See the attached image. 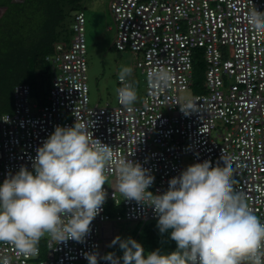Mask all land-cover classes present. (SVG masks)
Segmentation results:
<instances>
[{"label":"built area","instance_id":"obj_1","mask_svg":"<svg viewBox=\"0 0 264 264\" xmlns=\"http://www.w3.org/2000/svg\"><path fill=\"white\" fill-rule=\"evenodd\" d=\"M253 8L264 12V0H111L114 47L130 51L145 75V95L131 110L118 97L116 106L90 105L86 16L77 12L70 40L56 43L46 58L55 72L46 102L33 100L31 86L19 84L13 111L0 114V185L21 167L34 173L37 150L57 126H74L78 117L94 139L118 150V158L149 170L153 194L165 193L188 166L205 160L223 166V157L234 170L236 191L264 222V34L247 22ZM196 48L206 61L207 90L183 100L181 92L192 88ZM161 70L171 79L157 86L149 74ZM189 101L196 111L185 115L181 105ZM106 174L112 177L104 185L107 199L84 242L49 239L45 248L41 240L36 257L0 242V264L4 258L9 264H78L87 261L85 253L111 264L103 257L118 222L159 218L152 207L116 196V165ZM108 201L123 211L111 214ZM112 253L123 264L124 254Z\"/></svg>","mask_w":264,"mask_h":264},{"label":"clouds","instance_id":"obj_2","mask_svg":"<svg viewBox=\"0 0 264 264\" xmlns=\"http://www.w3.org/2000/svg\"><path fill=\"white\" fill-rule=\"evenodd\" d=\"M246 19L264 34V12L253 8ZM132 71L122 66L118 74L123 85L117 90L118 99L129 110L138 99L128 82ZM153 76L157 86L171 79L163 70L150 73V82ZM181 111L190 115L195 105L189 101ZM118 156L117 149L94 139L78 117L74 126H57L37 150L35 174L21 167L0 185V242L25 257L38 256L46 236L58 244L84 242L107 199L106 171L116 165V192L123 200L152 207L160 233L171 230L170 238L177 244L170 254L157 249L145 256L141 243L117 237L112 243L124 251L123 264H264V222L236 191L234 170L223 157V166L213 167L211 160L188 166L170 180L165 193L153 194L148 189L155 177L149 170ZM85 258L98 264L97 253H85ZM103 259L120 264L114 253ZM2 264H9L8 259Z\"/></svg>","mask_w":264,"mask_h":264},{"label":"trees","instance_id":"obj_3","mask_svg":"<svg viewBox=\"0 0 264 264\" xmlns=\"http://www.w3.org/2000/svg\"><path fill=\"white\" fill-rule=\"evenodd\" d=\"M3 8L6 0H1ZM83 0H23L25 7L15 10L11 17L5 14L0 19V114L12 112L14 108V89L19 84H29L33 100L45 103L51 85L50 64L47 56L61 41H69L72 29L68 32V25L74 11L81 8ZM20 2V3H21ZM16 3V2H15ZM32 11L37 19L36 25L31 26L33 17L27 16ZM23 16L26 20L23 21ZM206 61L203 50L196 48L194 52L192 90L195 95L205 93ZM133 87L138 86L137 80H132ZM107 209L111 214L122 212L121 204L107 202ZM158 220V219H157ZM137 222L138 229L147 231V239L153 242L151 252L159 246V228L155 220ZM143 226V227H142ZM170 245L165 247L167 253L175 250L176 242L166 234ZM44 253H42L43 255Z\"/></svg>","mask_w":264,"mask_h":264},{"label":"rangeland","instance_id":"obj_4","mask_svg":"<svg viewBox=\"0 0 264 264\" xmlns=\"http://www.w3.org/2000/svg\"><path fill=\"white\" fill-rule=\"evenodd\" d=\"M2 2L0 0V19L7 14L11 17V13L18 10L20 7H25V3L16 2L14 0H6V6L3 8ZM16 2V3H15ZM110 2L111 0H83L81 3V8L74 11L71 16V21L68 25V32L73 26L74 17L77 12L83 11L86 16V41H87V63H88V86H89V98L91 106H116L118 89L120 84L118 83V74L122 66H127L132 68V79H138V86L135 87L137 91L138 99L140 101L145 95V75L141 69L135 67V57L128 50L119 51L114 47V39L116 35V25L114 19L110 12ZM14 15V14H13ZM28 18L33 17L31 21V26L36 25L37 19L35 14L30 11L27 13ZM26 17L23 16V21ZM233 50V48H231ZM50 64V63H49ZM51 70V81L54 78L55 72L50 64ZM194 92L192 88H189L181 92V99H192L194 97ZM112 177H108V184L110 186ZM116 196L121 197L119 192H116ZM158 224V220H155ZM148 223L144 222L143 226ZM142 226V227H143ZM147 231L143 228L138 229L137 222L133 221H122L115 225V237L113 241L120 237L121 240H126L132 238L143 246L145 250V256L151 253V247L153 242L151 239H147ZM166 234L170 235L171 230L161 234L163 237L159 241V246L162 248V255L170 254L166 252L165 247L170 245V240L166 239ZM50 238L47 236L42 239L43 247L46 248L47 241ZM110 240V239H109ZM44 248V249H45ZM177 244L175 247L176 251ZM113 251L124 254V251L120 248L119 243L113 245L110 242L106 253H112ZM172 251V252H173ZM78 264H89L87 261H80ZM98 264L99 261H98Z\"/></svg>","mask_w":264,"mask_h":264},{"label":"crops","instance_id":"obj_5","mask_svg":"<svg viewBox=\"0 0 264 264\" xmlns=\"http://www.w3.org/2000/svg\"><path fill=\"white\" fill-rule=\"evenodd\" d=\"M86 22H87V20H86ZM129 78H132V76H130ZM137 81H139L138 79H136Z\"/></svg>","mask_w":264,"mask_h":264}]
</instances>
